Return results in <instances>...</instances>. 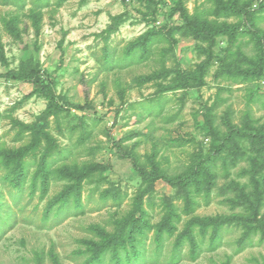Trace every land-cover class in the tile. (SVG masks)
<instances>
[{
  "label": "rangeland",
  "instance_id": "rangeland-1",
  "mask_svg": "<svg viewBox=\"0 0 264 264\" xmlns=\"http://www.w3.org/2000/svg\"><path fill=\"white\" fill-rule=\"evenodd\" d=\"M262 1L0 0V264H89L96 229L114 233L138 201L151 229L136 264H264ZM183 15L230 32L195 37ZM30 69L57 116L42 120L40 85L9 78ZM26 148L18 191L8 159ZM167 203L180 219L158 246ZM195 220L212 225L193 226L192 258L174 241Z\"/></svg>",
  "mask_w": 264,
  "mask_h": 264
},
{
  "label": "trees",
  "instance_id": "trees-1",
  "mask_svg": "<svg viewBox=\"0 0 264 264\" xmlns=\"http://www.w3.org/2000/svg\"><path fill=\"white\" fill-rule=\"evenodd\" d=\"M140 2L144 3L145 6L149 8L151 0H139ZM262 1L261 3H263ZM183 25L191 32L195 37H202L203 34L207 33L209 35L213 34H220L226 31L230 32V28L227 27H212L209 24H199L196 21H193L189 19L186 15H183ZM262 63L264 65V57L262 58ZM201 71L184 76L182 78V82H186L188 80H197L201 77ZM40 72L34 69H30L26 72L21 73H13L9 76L12 80L22 81V82H30L34 85H40V91L45 93L49 97V103L44 110L42 114V120H44L47 116L53 115L57 116L62 110L63 107L58 103L59 99L55 95V93L52 91L50 85L44 83V77H47L45 73H42V77H39ZM207 120L209 119V115L206 114ZM40 134L45 135L42 133V129H37L32 137V146H37L40 142L39 136ZM32 150L31 148H26L24 151H20L19 158L18 159H8V165H12V169L10 172H8V176L10 179L11 186L20 191L23 187L24 181L27 177V171L25 169L24 163L22 162V158L26 156L28 150ZM45 154L43 158L41 159V162L39 163L37 167V171L32 176L30 183H31V189L34 190L36 183L39 178H43L44 186L47 184V162ZM140 176L144 177V174L140 172ZM7 177V178H8ZM197 178H199L198 172H194V174L185 179L180 180V185L184 188L193 182L197 181ZM170 183V181L168 180ZM173 183V182H172ZM43 186V187H44ZM17 199H14L16 201ZM185 205H184V212L190 213L193 210V207L196 205L190 198L189 195H186L185 197ZM69 198L65 197L63 200L59 201V207L58 209L65 208V206L68 204ZM1 206V205H0ZM166 211L167 213L162 218L161 224L159 225L158 230L155 233V240L157 245L159 246L163 234L166 233L168 236H173V232L175 230V222L180 219V216L176 213L174 210V207L171 203L166 204ZM51 212V208H46L45 211V217L49 215ZM8 216V215H6ZM148 215L147 213L142 209L141 201H138L135 204L134 211L132 213H129L126 217L121 219L120 222L116 223V230L114 233H108L102 229H96V236H98L99 242L94 243L93 246H91V252L92 257L89 264H102L103 257L105 254H109V260L110 264H133L142 262L143 258V251L141 250V247L138 246L140 243L138 240L141 237L146 236V232L151 229L150 224L147 219ZM14 218V217H13ZM12 218V219H13ZM4 219L0 217V232L2 231V228L4 226L3 224ZM14 221V219H13ZM12 225V223H11ZM203 227L207 228L211 226V222H205L203 224L197 223V220L188 222L186 224L185 229L175 238L174 241V249L177 251L179 247L182 246L184 241L189 242L191 246V254L192 258H195L196 256V249L197 244L193 238L192 232H193V226ZM220 224H216V227L218 228ZM1 235V233H0Z\"/></svg>",
  "mask_w": 264,
  "mask_h": 264
}]
</instances>
